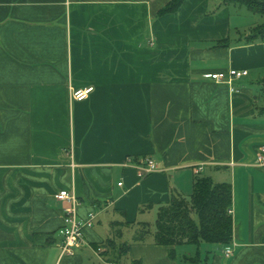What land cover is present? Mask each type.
Wrapping results in <instances>:
<instances>
[{
	"label": "crops",
	"instance_id": "1",
	"mask_svg": "<svg viewBox=\"0 0 264 264\" xmlns=\"http://www.w3.org/2000/svg\"><path fill=\"white\" fill-rule=\"evenodd\" d=\"M171 1L0 0V264H116L103 255L115 235L128 262L185 264L154 229L134 236L197 176L232 186L233 254L211 263L264 264V42L245 44L256 21L220 0L159 16ZM230 70L248 75L208 77ZM70 87L93 92L76 102ZM61 191L92 223L68 255Z\"/></svg>",
	"mask_w": 264,
	"mask_h": 264
},
{
	"label": "trees",
	"instance_id": "2",
	"mask_svg": "<svg viewBox=\"0 0 264 264\" xmlns=\"http://www.w3.org/2000/svg\"><path fill=\"white\" fill-rule=\"evenodd\" d=\"M184 1L172 0L158 15L177 12ZM220 5L240 6L260 17L262 22L244 37V43L264 42V0H220ZM227 41L217 45H226ZM254 104L258 114L264 117V80L254 85ZM231 209L232 186L229 183H217L210 177L197 176L191 196L186 197L172 190L169 202L158 206L154 242L158 246L170 248L169 256L172 259L177 258L178 247L195 246V256H184L181 259L192 264H212L213 252L206 251L204 245L225 248L232 244L234 230ZM139 225L134 242H143L151 233L149 224ZM118 240L119 237L115 235L105 242L107 250L104 257L116 264H142L140 260L128 262L131 244Z\"/></svg>",
	"mask_w": 264,
	"mask_h": 264
},
{
	"label": "built area",
	"instance_id": "3",
	"mask_svg": "<svg viewBox=\"0 0 264 264\" xmlns=\"http://www.w3.org/2000/svg\"><path fill=\"white\" fill-rule=\"evenodd\" d=\"M248 75L247 71L230 70L211 74L208 77L218 83H225L231 85L235 80H239ZM93 92V88H86L75 90L70 87V97L73 101L82 102L88 99ZM258 164L264 166V147L258 153ZM140 177L148 176L156 171V165L149 161L147 166H137ZM122 183L119 184L121 186ZM55 198L59 201L67 202L68 206L64 209V228L62 230L63 243L61 246L62 255L72 254L76 249L84 244L83 230L85 227L92 225L91 220L86 223L81 222L78 217V208L80 206L79 200L74 192L61 191L56 194ZM93 218V216H91ZM223 253L226 257L233 254V244L223 248Z\"/></svg>",
	"mask_w": 264,
	"mask_h": 264
},
{
	"label": "rangeland",
	"instance_id": "4",
	"mask_svg": "<svg viewBox=\"0 0 264 264\" xmlns=\"http://www.w3.org/2000/svg\"><path fill=\"white\" fill-rule=\"evenodd\" d=\"M228 8L230 10H232V12H236V13H242L245 14L246 16H249L250 18H254V20L256 21V25L260 24L262 22V19L258 16H254L252 15L246 8L240 7V6H235V5H228ZM231 39H236V35L235 33L232 32V34L230 35ZM232 45L235 46L236 43H234V41L232 40ZM244 80V79H242ZM241 80V81H242ZM263 104V102H262ZM150 224V229L151 231H153V227H155V222H153L152 224ZM204 249H210L212 252L216 253V249L217 247L212 246V245H204ZM177 253L181 256V255H185V256H189V257H193L196 254V247L192 246V245H188V246H183V247H178L177 248ZM185 264H192L189 262H186Z\"/></svg>",
	"mask_w": 264,
	"mask_h": 264
}]
</instances>
